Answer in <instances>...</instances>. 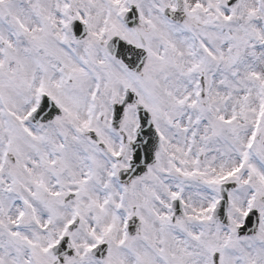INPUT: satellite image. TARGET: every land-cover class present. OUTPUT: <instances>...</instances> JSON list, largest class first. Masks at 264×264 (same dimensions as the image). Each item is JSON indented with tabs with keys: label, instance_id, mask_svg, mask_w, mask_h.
<instances>
[{
	"label": "snow or ice",
	"instance_id": "6c2138e0",
	"mask_svg": "<svg viewBox=\"0 0 264 264\" xmlns=\"http://www.w3.org/2000/svg\"><path fill=\"white\" fill-rule=\"evenodd\" d=\"M0 264H264V0H0Z\"/></svg>",
	"mask_w": 264,
	"mask_h": 264
}]
</instances>
